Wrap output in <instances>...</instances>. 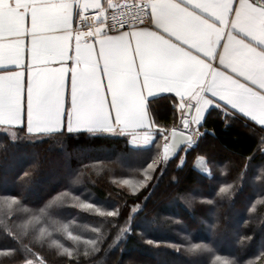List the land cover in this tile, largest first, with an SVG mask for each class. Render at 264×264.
I'll return each instance as SVG.
<instances>
[{"label": "snow or ice", "instance_id": "obj_1", "mask_svg": "<svg viewBox=\"0 0 264 264\" xmlns=\"http://www.w3.org/2000/svg\"><path fill=\"white\" fill-rule=\"evenodd\" d=\"M168 99L175 117L161 125L154 108ZM214 112L226 128L240 120L264 129V0H0V146L7 152L56 140L69 168L65 189L42 207H29L23 191L32 173L19 177L15 194L0 186V264H49L44 250L79 264L108 241L109 250L126 242L136 228L144 238L171 219L149 218L146 202L170 165L187 167L192 153L215 182L212 198L193 197L207 209L201 222L222 236L224 208L232 210L234 251L221 255L215 241L194 243L190 235L171 247L210 264H264V237L249 259L253 237L243 230L264 225V137L239 159L200 155L215 135L206 127ZM81 134L126 138V152L110 161L121 165L119 176L87 154L72 167L67 140ZM105 173L123 209L109 210L80 187ZM143 192L149 195L136 203ZM85 217L99 222L87 227Z\"/></svg>", "mask_w": 264, "mask_h": 264}, {"label": "trees", "instance_id": "obj_2", "mask_svg": "<svg viewBox=\"0 0 264 264\" xmlns=\"http://www.w3.org/2000/svg\"><path fill=\"white\" fill-rule=\"evenodd\" d=\"M172 97V96H169ZM153 115L161 125H171L175 117V109L172 99L162 100L155 105ZM231 127H225L224 122L218 113L214 112L212 117L208 120L207 131L215 133L209 134L199 150L200 155L215 156L217 161L223 160L228 162L230 160L239 159L241 154L247 155L253 152L258 145L260 139L264 137V129L259 128L253 123L248 122L245 127L240 120L229 121ZM125 137H98L90 138L87 134L73 137L67 140L66 150L73 154L72 167H78L76 162L77 155L83 158L85 154L92 157H100L105 159L108 166L114 170V175L119 176L122 172L120 164H113L110 161L116 160L121 154L125 153L127 146L125 144ZM7 145L0 146V186L8 189L13 194L17 190H21L19 177L24 172L32 173V183L25 189L24 194L29 199V207H42L43 204L50 199L51 195H56L59 191L65 189L67 180H62L58 185L43 189L46 179L53 176V174H60L65 170V166L61 168L52 169L50 161L53 158L61 156L66 158L60 151V144L56 140L49 141V143L41 145L37 148H8ZM79 150V152L77 151ZM228 152L229 154L225 153ZM85 152L84 155L81 153ZM233 153L236 155L233 156ZM197 153H192L187 158V167L181 169L176 164L170 165L167 174L163 176L159 189L146 202V215L160 216L161 218L170 217L167 222L162 223L156 227L151 233H145L144 238H141V228H136L135 232L128 237L126 242L108 249L106 242L102 251L95 256L79 258V264H210L208 258L194 259L188 257L183 251L176 252L172 245L183 244V235H190L194 243H213L219 247V254L229 255L234 251L232 244L231 233L234 227V213L227 207L224 208L222 223L227 231L222 236L213 237L206 224L202 223L207 211L206 207L195 203L193 197L212 198V193L215 188V182L205 178V175L196 167L197 161L194 157ZM94 161L85 159V163H93ZM259 162V158H257ZM178 163V162H177ZM35 164V167H34ZM69 171L68 165L66 167ZM11 170V173L5 174V170ZM62 169V170H60ZM217 176L218 173H214ZM175 177V180H173ZM112 176L105 173L100 176L91 175V180L95 183L86 182L80 187L85 194L91 195L98 201L111 209V205L115 204L123 209L124 201L116 195L117 189L111 183ZM178 181V183L176 182ZM27 189L38 194L36 199H32L27 194ZM148 192H143L136 199V203L144 201V197L148 196ZM240 197V204L237 205V210L242 209L246 202V197ZM184 197V199H181ZM128 204H132L133 198H127ZM160 205V206H159ZM162 210L168 212L163 213ZM179 220L182 223L177 224L172 222ZM87 227L97 224L98 219L85 217L84 220ZM209 219V223H211ZM243 222L236 227H242ZM186 229V230H185ZM247 235L253 237V247H250L246 258L255 259L256 243L264 237V225H249L243 229ZM90 235V233H88ZM146 239H152L157 242L159 247L147 245ZM0 243H3L0 241ZM70 244L71 242H67ZM134 253V255H133ZM43 255L49 260V264H76L74 259L68 257L56 256L53 252L44 250Z\"/></svg>", "mask_w": 264, "mask_h": 264}, {"label": "rangeland", "instance_id": "obj_3", "mask_svg": "<svg viewBox=\"0 0 264 264\" xmlns=\"http://www.w3.org/2000/svg\"><path fill=\"white\" fill-rule=\"evenodd\" d=\"M225 153L231 155L230 153H228L226 151H225ZM81 154L84 155L85 152H82ZM50 163H51L52 169L61 168V166H65V164H66L65 159H63V157H61V156L53 158V160H51ZM66 167H67V165L65 166V170L61 171L60 174L55 173V174H53L52 177L46 179L47 181L45 182V185H43V189H48L50 187L58 185L59 182H61L62 180H64V181L67 180L69 177V171H67L68 169ZM60 170H62V169H60ZM4 173L9 175L11 173V170L7 169V170H5ZM27 190H28L27 194L29 195L30 198L36 199L38 197V194L31 192V189H27ZM162 212L165 213L168 211L162 210ZM133 255H134V253H133Z\"/></svg>", "mask_w": 264, "mask_h": 264}, {"label": "crops", "instance_id": "obj_4", "mask_svg": "<svg viewBox=\"0 0 264 264\" xmlns=\"http://www.w3.org/2000/svg\"><path fill=\"white\" fill-rule=\"evenodd\" d=\"M164 96H172V97H174V93H165V94H163ZM176 100H178V98H175ZM250 123H253L254 125H256L254 122H250ZM256 126H258V125H256ZM259 128H260V126H258Z\"/></svg>", "mask_w": 264, "mask_h": 264}]
</instances>
